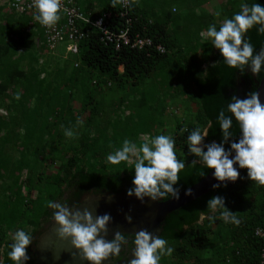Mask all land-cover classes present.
I'll use <instances>...</instances> for the list:
<instances>
[{
  "label": "trees",
  "instance_id": "trees-1",
  "mask_svg": "<svg viewBox=\"0 0 264 264\" xmlns=\"http://www.w3.org/2000/svg\"><path fill=\"white\" fill-rule=\"evenodd\" d=\"M63 1L91 21L109 12L113 26L121 23L112 0ZM255 3L264 6V0H134L128 7L131 33L150 38L151 46L115 49L96 27L79 21L84 36L76 53H66L64 44L48 51L41 29H27L28 13L0 6V264H13L7 254L17 230L32 234L26 264L33 263L35 235L50 222V202L73 207L90 192L127 194L142 154L118 165L107 161L125 140L139 150L159 135L171 136L177 159L185 163L174 185L178 192L211 171L192 165L199 158L189 154L188 135L198 128L208 134L203 144L220 143L219 113L231 115L233 97L256 92L264 69L257 76L224 64L207 29L219 30L242 5ZM258 27L245 36L257 53L264 48ZM65 129L74 136L66 137ZM230 131L226 149L240 138L235 119ZM239 173L231 186L213 188L166 216L159 237L174 251L159 264H264V236L255 234L264 231V187L248 179L247 169ZM216 196L224 198L238 225L208 219L207 203ZM125 236L130 249L134 235Z\"/></svg>",
  "mask_w": 264,
  "mask_h": 264
},
{
  "label": "clouds",
  "instance_id": "clouds-1",
  "mask_svg": "<svg viewBox=\"0 0 264 264\" xmlns=\"http://www.w3.org/2000/svg\"><path fill=\"white\" fill-rule=\"evenodd\" d=\"M129 7L134 0H123ZM121 0H112L115 7ZM36 11L33 19L43 27H52L60 20V0H33ZM259 26L257 31L264 34V6L255 3L250 7L242 5L241 11L231 19H225L217 30L215 25L207 29V37L212 46L219 50L223 63L230 68L239 69L241 72L247 67L253 75H259L264 69V48L257 53L254 46L245 39L247 32L254 26ZM20 97L17 95L16 99ZM225 115L221 111L218 122L222 133L220 143L203 144L208 134H202L200 129L193 130L187 137L189 154L199 158L192 165L199 163L203 168L214 170L212 175L218 182H235L240 173L237 170L247 169V177L259 187H264V104L260 101L259 93L253 92L247 99L232 98L227 105ZM233 119L239 124L240 138L238 142L229 143L232 133ZM77 124L83 121L77 119ZM64 135L68 138L74 136L71 129H65ZM175 141L171 136L159 135L144 143L139 150L129 140H125L123 147L107 156V161L112 165L129 161L137 151L140 155L134 166L133 187L129 189L128 196H135L141 201L145 197L153 201L179 198V192L174 187L179 180L181 170L185 163L177 159L174 151ZM206 148V151L204 150ZM220 183L213 188H219ZM226 186V185H224ZM186 195H191L189 190ZM51 222L57 225V235L62 240H68L72 248L82 261L87 264H102L110 257L118 259L122 250L129 246L125 235L117 232L112 240H106L107 225L111 217L107 214L94 216L84 208L69 207L68 203L50 202ZM208 219L222 220L225 224H239L235 213L225 207L223 197L216 196L207 203ZM219 212V216L216 213ZM129 222L131 218H128ZM32 243V234L24 230H17L10 245L8 258L13 264H26L29 259L27 248ZM131 255L129 264H159L162 256H171L174 249L166 247L167 241L155 236L146 230L135 234L131 241Z\"/></svg>",
  "mask_w": 264,
  "mask_h": 264
},
{
  "label": "water",
  "instance_id": "water-1",
  "mask_svg": "<svg viewBox=\"0 0 264 264\" xmlns=\"http://www.w3.org/2000/svg\"><path fill=\"white\" fill-rule=\"evenodd\" d=\"M256 92L259 93L260 101L264 102V78L258 83ZM237 170L240 171L238 166ZM211 170L204 178L179 192V198L171 197L167 200L153 201L145 197L143 201L128 194L117 193H86L84 194L76 207L90 210L94 216H103L105 214L111 217L107 225L106 240H112L117 232L123 235H134L141 230L158 236L161 233V224L166 216L172 211L180 208L186 203L200 197L202 194L213 189V185L231 186V181L218 182L214 179ZM191 195H186L188 191ZM131 218L129 222L128 218ZM34 247H36L35 256L32 264H87L82 261L72 248L70 241L62 240L57 235V225L50 222L35 235ZM126 258L114 260L109 258L102 264H129L132 258L131 248H126Z\"/></svg>",
  "mask_w": 264,
  "mask_h": 264
},
{
  "label": "built area",
  "instance_id": "built-area-1",
  "mask_svg": "<svg viewBox=\"0 0 264 264\" xmlns=\"http://www.w3.org/2000/svg\"><path fill=\"white\" fill-rule=\"evenodd\" d=\"M60 2L59 13H65V18L60 16V20L52 27H43L33 19L36 14L33 0H0V6H3L5 10L13 9L17 13H28L31 18L28 21L27 29L31 30L36 27L41 29L43 42L48 51H53L64 44L66 53H76L78 40L84 36V31L78 24L79 21L96 27L101 32V40L107 44H113L115 49L129 46L132 49L141 50L152 45L150 38L142 37L138 33H131V18L128 16L129 6L123 0L118 4V13L114 15L121 20L118 26H113L112 15L109 12L103 13L96 20L91 21L73 3L63 0ZM70 4L71 6H69ZM155 49L159 53L164 52V48L160 44L156 45ZM255 234L263 237L264 231L256 229ZM261 258H264V251L261 253Z\"/></svg>",
  "mask_w": 264,
  "mask_h": 264
},
{
  "label": "rangeland",
  "instance_id": "rangeland-1",
  "mask_svg": "<svg viewBox=\"0 0 264 264\" xmlns=\"http://www.w3.org/2000/svg\"><path fill=\"white\" fill-rule=\"evenodd\" d=\"M60 57H61V58H59V63L62 65V64H63V61H65V59H64L63 56H60ZM50 59H51L50 57H46V60H50ZM69 59H70V58H69ZM69 62H70V64H71V63H73V60L70 59ZM149 83H150L149 85L152 86V84L156 83V81H152V82H149ZM169 101H170V102H173V99H169ZM176 102H177V101H176ZM178 106H180V107H181V110H182V105H179V104H178ZM0 113H1V114H4V112H3L2 110H0ZM179 113H180V110H179ZM167 115H168V114H167ZM57 163H58V162L47 165V166H49V167H48V170H47V173H48V171H49V173H50L51 171H54L55 167L57 166Z\"/></svg>",
  "mask_w": 264,
  "mask_h": 264
},
{
  "label": "flooded vegetation",
  "instance_id": "flooded-vegetation-1",
  "mask_svg": "<svg viewBox=\"0 0 264 264\" xmlns=\"http://www.w3.org/2000/svg\"><path fill=\"white\" fill-rule=\"evenodd\" d=\"M126 238H127V237H126ZM127 239L129 240V238H127ZM34 245H36V243H35ZM34 245H33V247H32V252H33V254H31V256H33V260H34L35 251H36V247H34ZM126 248H129V247L126 246L125 249L122 250L121 255H120L121 257H119L118 260H120V259H122V258H126V254H127V252H126ZM114 260H117V259H114ZM118 260H117V261H118Z\"/></svg>",
  "mask_w": 264,
  "mask_h": 264
}]
</instances>
